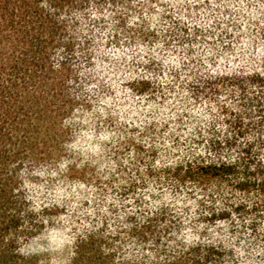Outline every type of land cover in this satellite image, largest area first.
<instances>
[{
  "label": "trees",
  "instance_id": "16d2710c",
  "mask_svg": "<svg viewBox=\"0 0 264 264\" xmlns=\"http://www.w3.org/2000/svg\"><path fill=\"white\" fill-rule=\"evenodd\" d=\"M58 181L115 201L63 263L22 250ZM225 233L264 264V0H0V264H237Z\"/></svg>",
  "mask_w": 264,
  "mask_h": 264
},
{
  "label": "rangeland",
  "instance_id": "374dc122",
  "mask_svg": "<svg viewBox=\"0 0 264 264\" xmlns=\"http://www.w3.org/2000/svg\"><path fill=\"white\" fill-rule=\"evenodd\" d=\"M147 186L146 190L139 193L147 201L153 202L151 198H148V194L159 196L153 191L151 184H147ZM25 188L32 204L35 206L56 204L64 210V214L62 213L59 216L60 218L54 221V226H49L38 237L22 245L24 252L42 254L57 263H63L68 257L70 244L73 239L71 227L77 226L78 223L84 225L90 218H95L96 206L100 209V212H106L111 203L115 204L112 197L108 195L103 198L99 197L94 188L77 184L72 185L64 181L54 183H28ZM164 199L176 210L192 205L190 202L184 201L183 197H171L166 191ZM123 203H128L129 208H133V204L130 201H124ZM188 217V214L185 213L182 220V233L186 238L191 237L190 231H192ZM109 221L111 223L113 222L111 219ZM220 228L225 230L224 226ZM213 231L209 232L213 233ZM221 237L224 239L225 245L232 250L235 263L262 264L260 259V256H262L260 255L261 253L258 254L257 249L250 242L246 234L231 235L230 233H225ZM261 243L264 247V239ZM125 248L128 249V246H125Z\"/></svg>",
  "mask_w": 264,
  "mask_h": 264
}]
</instances>
